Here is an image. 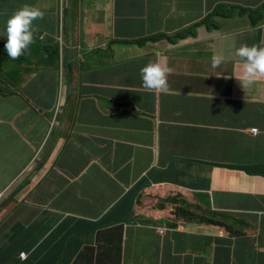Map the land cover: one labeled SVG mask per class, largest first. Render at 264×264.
<instances>
[{
	"label": "crops",
	"instance_id": "crops-1",
	"mask_svg": "<svg viewBox=\"0 0 264 264\" xmlns=\"http://www.w3.org/2000/svg\"><path fill=\"white\" fill-rule=\"evenodd\" d=\"M237 1L123 0L112 5L111 0H74L77 14L84 11L95 21L84 39L88 49L103 46L110 36L120 40L155 32L156 38L135 52L125 41L95 50L87 56L85 72L76 63L80 95L92 97L97 84L109 80L143 93L154 111L140 124L130 121L129 106L113 109L112 123L102 128L72 124L64 137L67 146L63 150L59 145L53 163L40 178H33L20 197L31 207L19 206L8 213L15 220L0 233V250L6 245L12 251L21 248L32 262L49 264L57 257L46 260L45 249L61 251L68 239L72 245L65 249L66 263L76 254L70 264H264V219L255 218L259 237L242 240L239 254L229 257L205 249L192 231L170 229L159 234L157 220L163 212L153 207L157 195L181 191L180 185L197 189L199 177L213 175L222 188L242 190L244 185V191L262 195L252 198V203L264 210V77L248 86H241L234 77L240 68L234 49L242 43L264 45V21L246 27L227 19L223 12ZM174 30L177 39L169 46ZM150 50L164 53L169 67L167 93L147 92L138 68L126 76L128 61L122 55L128 53L137 60ZM217 52L225 60L213 66L211 59ZM40 57L34 56L47 71L33 83L38 70L31 75L16 73L20 98L0 102L5 120L0 125V189L24 179L36 167L30 143H38L41 125L47 130L52 118L57 97L53 67L58 65L52 58ZM169 57L175 64H168ZM184 58L187 62L182 63ZM103 65L108 68L101 69ZM126 98L131 104L137 100L132 93ZM257 100L262 115L249 105ZM251 128L259 133L251 134ZM242 165L263 176L249 177L230 169ZM141 178L144 190L135 194V206L129 208L123 204L125 195ZM39 179L45 180L40 184ZM105 219L115 222L96 227ZM118 227L123 230L122 251L118 241L104 240V232ZM25 234L23 247L13 242ZM0 264L14 262L0 253Z\"/></svg>",
	"mask_w": 264,
	"mask_h": 264
},
{
	"label": "clouds",
	"instance_id": "clouds-1",
	"mask_svg": "<svg viewBox=\"0 0 264 264\" xmlns=\"http://www.w3.org/2000/svg\"><path fill=\"white\" fill-rule=\"evenodd\" d=\"M13 1L20 0H0V16L3 17L0 21V102L10 100V96H15L16 100L20 98L21 89L19 91L16 84L9 81L11 76H15L16 73L31 75L33 71L38 70L39 73L35 74L31 80L33 83L42 72L47 71L39 66L34 58V56L45 54H50V58L58 65V67H53L57 97L48 129L46 130L47 127L41 125L38 143H30L34 157L37 158L36 167H31L33 168L30 171L31 176L26 179L29 173L24 179H16L12 184L6 183L0 189V233L15 220L13 216L8 218L11 210L19 206L31 207L30 204L21 201L20 197L25 189L32 185L33 178L36 176L40 178L53 163L59 151V145L63 150L67 146L64 133L69 132L72 124L81 123L79 121L81 119V124L85 123L94 129L102 128L112 123L113 109L127 106H129L130 121L140 124L154 111L153 104L150 101L147 103L143 93L132 90L126 85L109 83V80L99 82L92 97L83 98L78 91L80 86L78 69H74V66L79 61H86L89 54L100 48L109 47L111 49L112 45L124 43V41L128 44L138 43V45L151 43L156 39L155 32L120 40L110 36L108 37L109 42L103 46L88 49L84 39L93 31L95 21L87 17L84 11L77 14L74 0H22L18 6L9 8ZM121 1L123 0H111V4L116 5ZM112 10L115 12V8ZM223 14L227 19L241 21L246 27H255L261 20L264 21V0H238L233 8L226 10ZM176 39L177 30H174L170 40L167 41L169 46ZM156 55L159 59L145 64L139 70L143 88L149 93H167L169 91L167 84L169 67L165 57L160 53ZM234 55L239 58L238 63L240 64L238 74L234 77L241 86L251 85L256 78L264 77V45L242 43L234 49ZM224 60L225 57L217 52L212 56L211 63L217 66ZM130 93L137 97L133 104L126 98ZM34 101L30 107H33ZM258 102L257 100L249 105L253 106V111L258 115H262L257 107ZM4 123L0 108V125ZM231 132L236 131L228 133ZM250 132L257 135L259 129L251 128ZM191 161L195 162L196 159H191ZM215 161L217 165H226L225 161L224 163L220 160ZM40 163L42 164L39 166ZM221 168L228 167L221 166ZM230 169L249 177L263 176L245 165ZM191 177L196 178V174H191ZM199 178L197 189L180 185L181 191L171 190L168 196H156L157 200L153 207L163 212L162 218L157 220V230L161 235H165L170 229L180 232L192 231L205 249L233 257L241 251L239 246L242 240L256 238L260 235V228L256 225L255 218L257 216L261 220L264 219V210L252 203V198L255 199L262 195L244 191V185L242 190L222 188L216 183L213 175H204ZM111 179L118 180V178ZM44 180L39 179L40 184ZM153 185L152 182L149 183V187ZM143 190L144 181L141 178L125 195L126 198L131 195L129 206L134 208V196L141 194ZM163 220L167 223L161 224ZM7 221H10V224L2 229L3 223ZM16 240L13 242L15 243ZM22 254L25 255L24 258ZM27 256V252L21 251L19 259L24 261ZM71 261L66 264H70Z\"/></svg>",
	"mask_w": 264,
	"mask_h": 264
},
{
	"label": "trees",
	"instance_id": "trees-1",
	"mask_svg": "<svg viewBox=\"0 0 264 264\" xmlns=\"http://www.w3.org/2000/svg\"><path fill=\"white\" fill-rule=\"evenodd\" d=\"M95 196L100 198L99 195H95ZM130 200H131V195H128L127 198L125 199V201H123L124 204L127 205L129 208L131 207V206L128 205ZM114 222H115L114 220L105 219L104 221H102L100 223H97L96 227H98V228L105 227V226H108V225H110L111 223H114ZM122 234H123L122 228H120V227L114 228L112 230H108V231L104 232V236H105L104 240H112V239H114V240L118 241L119 244H120L121 251H122V245H121ZM71 245L72 244L69 243V240L66 239L65 242H64V246L61 248V251H60V249L58 247H48V248L45 249L44 257H45L46 260H53L54 258L57 257V260L54 263H49V264H66L67 252L65 251V249L70 247ZM20 249L21 248H18L16 250L12 251L11 247H9V248L3 247L0 250V253H3L5 255H7V256H10V258L14 262V264H38V263H34V262H32V260H30L31 259L30 255L27 256L26 260L21 261L19 259V254L21 252ZM59 251H60V253H59ZM71 257H73V254H71ZM39 264H42V263H39ZM43 264H48V263H43Z\"/></svg>",
	"mask_w": 264,
	"mask_h": 264
},
{
	"label": "rangeland",
	"instance_id": "rangeland-1",
	"mask_svg": "<svg viewBox=\"0 0 264 264\" xmlns=\"http://www.w3.org/2000/svg\"><path fill=\"white\" fill-rule=\"evenodd\" d=\"M22 2V0H20V1H18V2H11L10 3V5H9V8H14L15 6H18V4H20ZM2 16H0V21L2 20ZM158 42H159V44L161 43V44H163V39L162 38H160L159 40H158ZM132 47H133V49H131L130 51H137V50H139V49H143V48H146L147 46H144V44H142L141 43V45H138V43H133L132 44ZM167 51V50H166ZM146 53H148V55H145V56H143V57H139L137 60H133L132 59V57L128 54V53H124L123 55H122V60L124 59V60H127L128 61V66H127V68L125 69L126 71V76H128V74H129V72H131L132 70H133V68H138V69H140L141 67H143L145 64H147V63H149V62H151V61H154V60H157V59H159L158 57H157V53H160L163 57H165L164 56V53L163 52H159V51H157V50H150V51H148V52H146ZM41 60H45V59H47V58H50V54H45V55H42L41 57ZM173 58L172 57H169V58H167V62H168V64H170V63H173V62H175L174 60H172ZM174 59H176V58H174ZM184 62H187V59H182V63H184ZM131 63H135L136 65L134 66V65H131ZM78 64L80 65V67H81V71H88L89 70V67L86 65V61H79L78 62ZM173 64H175V63H173ZM108 67L106 66V65H103V67L101 68V69H107ZM15 76H11V78L9 79V81L12 83V82H14V80H15ZM114 80H116V81H118L119 80V77H114L113 78ZM121 85V84H120ZM9 99L10 100H14V99H16V97L15 96H10L9 97ZM53 114H51V116H52ZM56 117H57V115L54 117V120L56 119ZM79 121L82 123V120L81 119H79ZM67 132L68 131H65V133H64V137H66V134H67ZM16 162H18L17 160H15ZM42 163H40L39 164V166L41 165ZM37 202H35V204H36ZM10 224V221H7V222H5V223H3V225H2V229L3 228H5L7 225H9ZM25 236H26V234L24 235V236H21V237H19V238H17V240L15 241V244H21L20 245V247H23V240H24V238H25Z\"/></svg>",
	"mask_w": 264,
	"mask_h": 264
},
{
	"label": "built area",
	"instance_id": "built-area-1",
	"mask_svg": "<svg viewBox=\"0 0 264 264\" xmlns=\"http://www.w3.org/2000/svg\"><path fill=\"white\" fill-rule=\"evenodd\" d=\"M21 256H22L23 258L25 257V255H24V254H22Z\"/></svg>",
	"mask_w": 264,
	"mask_h": 264
},
{
	"label": "water",
	"instance_id": "water-1",
	"mask_svg": "<svg viewBox=\"0 0 264 264\" xmlns=\"http://www.w3.org/2000/svg\"><path fill=\"white\" fill-rule=\"evenodd\" d=\"M65 119V118H64ZM48 157V155L46 156V158ZM46 158L44 159V161L46 160Z\"/></svg>",
	"mask_w": 264,
	"mask_h": 264
},
{
	"label": "bare ground",
	"instance_id": "bare-ground-1",
	"mask_svg": "<svg viewBox=\"0 0 264 264\" xmlns=\"http://www.w3.org/2000/svg\"><path fill=\"white\" fill-rule=\"evenodd\" d=\"M28 172H29V171H28ZM30 174H31V173H30ZM28 177H29V175H28ZM28 177H27V178H28Z\"/></svg>",
	"mask_w": 264,
	"mask_h": 264
}]
</instances>
